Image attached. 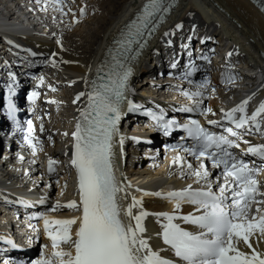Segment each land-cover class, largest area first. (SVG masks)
<instances>
[{"label":"snow or ice","instance_id":"snow-or-ice-1","mask_svg":"<svg viewBox=\"0 0 264 264\" xmlns=\"http://www.w3.org/2000/svg\"><path fill=\"white\" fill-rule=\"evenodd\" d=\"M55 2L61 5L58 10L63 13V0ZM171 7V4L165 6V0H146L114 40L115 52L111 49L108 52L112 62H102L97 68V79L90 82V89L78 93L73 100L76 103L81 97L87 96V105L80 110L75 131L72 132L74 144L71 165L77 173L79 203L71 201L66 205L68 209L78 212L79 216L53 221L44 218V232L51 241L52 251L47 256L42 254L33 264H172V261L162 258L154 251L143 237V220L150 213L141 208L142 201L132 197L131 204L123 209V214L130 221H135L134 226L132 223L125 224L121 219L122 208L118 194L124 189L115 180L112 164V142L114 135H118L117 126L123 114L121 107L125 102L129 111L138 107L127 99V93L131 91L129 79L133 74L131 64L147 46L148 39L164 21L165 14ZM80 14H84L83 8L80 9ZM175 27L180 29L181 25L177 24ZM56 43L60 44V41L57 40ZM228 55L231 56V53ZM101 72L105 74L99 75ZM208 83L205 80L199 87L207 88ZM85 84L88 85L89 82L85 80ZM37 95L38 93L33 92L28 98L33 100ZM185 95L193 100L200 97L202 92ZM247 104L248 100H244L240 105L223 112L224 118L235 129L242 130L248 125L249 130L254 126L256 131H262L257 117L264 113V102L250 116L245 112ZM195 105L199 108L200 101L195 100ZM182 110L193 111L187 107ZM208 113H212L211 108L201 111V115ZM148 115L157 121L158 127L163 128L165 136L176 126L173 120L161 123L162 116H155L151 112ZM208 123L215 125L218 122L209 120ZM27 125L31 133L32 122L28 121ZM183 129L194 141L191 148H183V151L198 162V166L193 167L184 161L187 164V174L195 177V182L200 187L193 189L188 185L179 191L169 192L166 196L159 192L144 195L176 200V210L180 207L179 202L187 201L195 205L200 214H152L157 217L158 222L160 218L165 221L161 224L162 231L159 233L163 243L170 246L174 255L184 264H264V255L254 249L250 253H244L237 247L242 240L251 249L249 237L255 233L264 236V191H261L264 182L257 178L262 170L249 167L248 163L237 159L229 151L230 148L239 147L241 134L232 127H227V135H217L207 131L196 120L183 125ZM123 139L120 138L121 144ZM25 140L33 148L35 155L31 135L26 136ZM245 154L264 160V144L250 145ZM181 160L177 155L173 163H180ZM205 160L211 162L213 169H222L217 180L222 177L224 183L217 184V192L212 190L213 181ZM55 163L49 158V172L53 171ZM181 174L184 175L183 171ZM229 191L231 203H228L229 197L225 195ZM40 203H44V200L41 199ZM134 207L140 209L135 215L132 212ZM175 220L195 225L200 231H187L174 223ZM50 224L56 226L54 232L49 230ZM61 244L66 245L67 250L61 248ZM4 264H8V261H4Z\"/></svg>","mask_w":264,"mask_h":264},{"label":"bare ground","instance_id":"bare-ground-1","mask_svg":"<svg viewBox=\"0 0 264 264\" xmlns=\"http://www.w3.org/2000/svg\"><path fill=\"white\" fill-rule=\"evenodd\" d=\"M83 2L87 6V10L85 12L86 17L82 20V23L78 24L79 16L71 17L68 20L63 18L59 12L48 15L49 23L52 25V37H49L47 43L56 51L67 73L69 75L72 74L73 77L83 76L89 70L90 64H94L105 53L107 44L111 43L114 37L115 30L120 27L121 21L128 15V11L135 6L137 0H83ZM15 3L16 0H0V23L6 19L10 22V25L15 22L19 24L18 26L23 27L25 24L23 23L22 12L18 10L12 11ZM35 9L37 10V6H35ZM92 12H94L93 15ZM189 20H193L197 26L205 31H213L216 34L224 31L230 41L243 46L245 53L249 55L247 61L257 62L263 67L261 70H264V16L249 0H182L168 25L164 26L163 31H171L175 29L177 22H183L185 25L188 23L186 21ZM73 21L74 25H72ZM57 40L60 41V44L56 43ZM157 43L160 46H164V50L171 51L166 39L164 41L157 40ZM0 52L2 51L0 50ZM168 53L170 54V52ZM252 57H254L253 60H251ZM156 63H160L161 67L165 65L159 58L156 59ZM237 67L246 76L248 69L244 68L242 61L237 63ZM156 68H154L156 72L150 73L146 78H154L151 80L162 83L166 79L158 78L159 72H157ZM246 80L253 79L246 76ZM138 82L140 83V80ZM159 86L165 88L163 84H159ZM72 108L73 105H63V116L68 117ZM67 124L70 125L71 123L67 121ZM141 129L145 130L146 127ZM13 149V147L9 148V144L0 138V174L7 176L6 179L1 180L7 184L11 181L17 187L24 184L21 188L24 190L33 188L32 195H38L42 188L39 184L40 179L37 173L32 172L29 166L34 164V160H26L20 164V159H16L13 154L9 155ZM141 150L143 149L132 148L130 151L131 157L135 158L138 164H143V167H137L135 170L136 176L148 177L149 180L155 178L156 174L165 177L164 169L175 171V174L170 173L174 178H179V180L180 177L188 176V169L186 167L180 168L175 163L165 164L162 170H160L159 166L155 172L154 169L158 166V158L149 160L148 163L145 158V156L153 152V149L149 150V152H144V155ZM41 162V157L35 156L36 166L41 167ZM13 163L15 164L14 167ZM182 171L184 175L181 174ZM17 182L20 184H17ZM43 184L45 185L46 182H43ZM58 185L59 183L53 182L52 189L56 190L55 187ZM137 194L139 195L140 193L137 192ZM140 201H142L141 206L144 208L151 207L159 210L164 207V204L156 198L151 197ZM137 212V210L133 209L134 215ZM52 218L57 220L58 216H52ZM145 223L150 227L151 231L154 230L151 221L146 220ZM149 237L150 241L155 243L156 239ZM253 245L264 253V240L259 235L253 238Z\"/></svg>","mask_w":264,"mask_h":264},{"label":"rangeland","instance_id":"rangeland-1","mask_svg":"<svg viewBox=\"0 0 264 264\" xmlns=\"http://www.w3.org/2000/svg\"><path fill=\"white\" fill-rule=\"evenodd\" d=\"M9 11H10V10H9ZM13 11H14V10H13ZM93 13H94V12H92V15H93ZM14 15H16V14H14ZM158 80H160V79H158ZM164 89H165V88H164ZM142 130H143V129H142Z\"/></svg>","mask_w":264,"mask_h":264}]
</instances>
